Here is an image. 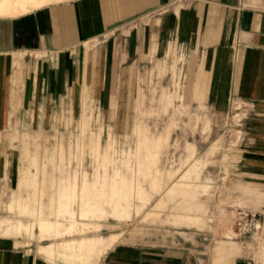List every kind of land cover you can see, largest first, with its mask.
<instances>
[{
  "label": "crops",
  "instance_id": "0c3cea01",
  "mask_svg": "<svg viewBox=\"0 0 264 264\" xmlns=\"http://www.w3.org/2000/svg\"><path fill=\"white\" fill-rule=\"evenodd\" d=\"M169 54L179 56L181 91L168 93L167 101L178 98L186 114L207 118L206 132L210 125L217 139L198 158L188 144L186 160H193L166 194L198 197L188 185L205 183L214 197V183L231 181L232 168L244 176L264 160V0H0V199L9 192L6 183L20 178L33 186L34 158L48 159L61 137L80 122L84 129L82 118L107 134L125 135L136 116L144 69L166 63ZM237 105L242 118L234 123ZM233 129L241 134L234 145ZM132 134L137 163L143 151L148 161L137 172L150 174L159 192L160 180L178 171L156 166L171 129L152 137L137 123ZM99 144L91 133L83 145L108 163ZM217 157L214 173L210 164ZM105 164L93 181L76 172L61 177L58 198L46 206L29 210L38 203L34 194L12 195L9 211L17 207L18 217H0V264H244L217 240L218 211L171 216L182 223L150 222L129 235L102 234L108 224L91 219L119 222L151 199L139 182L118 170L109 175ZM199 168L196 177L181 180ZM24 213L32 219L23 222ZM89 231L99 234L64 238ZM47 239L53 241L44 244Z\"/></svg>",
  "mask_w": 264,
  "mask_h": 264
},
{
  "label": "rangeland",
  "instance_id": "374dc122",
  "mask_svg": "<svg viewBox=\"0 0 264 264\" xmlns=\"http://www.w3.org/2000/svg\"><path fill=\"white\" fill-rule=\"evenodd\" d=\"M178 58L177 54H169L166 63H152L144 69L140 80V96L136 107V116L132 119L133 123H131L125 135L118 137L115 134H107L98 123L90 122L89 124L86 118H82L86 123L84 129H81L80 122L72 133L59 139L58 146L48 152L50 154L48 159L46 156L42 160L34 158V165L30 166L32 172L36 175L33 186L24 184L20 181V178L17 182L6 183L9 186V192L5 198L0 199V217H18L17 207L15 211H9L12 195L21 194L27 197L34 194L38 203H31L28 207L29 210L40 204L46 206L50 199L58 198L60 194L58 183L61 177L73 176L76 172L79 176L84 174L88 181H93L96 176L102 174V165L105 162L109 175H112L114 170H118L125 174L127 178L135 180L136 183L139 182L146 194L151 196V199L138 213L131 210L129 218L125 220L118 222L111 217L100 220L91 219L90 222L104 221L108 224L106 226L107 230L102 231V234L124 231L129 235L134 228L145 227L150 222L159 223L160 225L164 223L168 225L171 221L182 223L179 220H170L171 216L196 213L197 210L200 213L210 211L214 214L218 211L219 229L216 232L217 240L220 242L226 241L225 245H228L230 255H240L241 259L244 260V264H264V160L261 166L253 167L254 169L244 176L235 175L236 172L232 168L231 181L224 184L214 183L215 186H218L214 187V197L210 196V188L206 187L205 183L204 187H194L193 183L188 182L187 190L189 192L194 190L195 195H200L198 197L190 198L183 191L172 195L166 194L167 190L176 182L175 179L178 174L184 169L187 170L193 158L200 157L203 150L213 140L217 139L215 135L210 134V125L206 132V127L209 124L207 118L186 114L178 98H174L172 103L166 99L168 93L177 95L181 91ZM175 63L176 65H174ZM236 113L238 115L234 116L232 121L239 123L242 118L241 110L236 111ZM137 123L146 127L152 137L168 128L171 129L169 141L160 150L156 166L162 170L178 171L172 178L164 179V182H162V179L160 180L163 187L159 192H155V189L151 187L150 174L137 172L138 169L144 170L148 166V161L144 159L145 151L142 152L143 154L140 157V161H142L140 165L137 163V158L134 157L135 139L132 130ZM224 129H227V126ZM91 133L100 139L99 146L102 147V151L108 153V163L103 160L101 155L94 156L83 145L89 139ZM238 135L241 134L236 129L232 131L229 139L230 144L234 145ZM224 139H226V136ZM188 144L195 146V154L193 158L187 161ZM207 152L211 153L209 150ZM230 153L232 155L230 154L231 159L229 161L231 164H235L237 158L234 152ZM27 159L28 161L31 160L28 156ZM216 159L217 161H212V164H210L214 173L219 171L218 157ZM185 160L186 162H184ZM154 167L151 165V170ZM202 168L190 174L189 178H182L181 180L186 182V179L196 177L192 175L202 172ZM177 187L183 189L181 185ZM221 188L225 190L223 193H220ZM14 189L16 190L10 192ZM159 200L162 201V204L155 206ZM134 203L138 204L139 201L135 199ZM152 211H156V214H149V212L153 213ZM43 212L45 215L49 213L46 209ZM53 214L54 212L50 214L51 217H54ZM20 218L23 222H27L32 219V216L29 213H24ZM63 231L67 233L68 229L66 228ZM98 234L99 232L89 231L83 234L66 235L64 238ZM51 241L53 239H47L43 243L47 244ZM67 248V245L60 247L64 251ZM80 249H82V244L75 246L76 251ZM219 251L218 249V253ZM75 264H78V262H75Z\"/></svg>",
  "mask_w": 264,
  "mask_h": 264
},
{
  "label": "bare ground",
  "instance_id": "6f19581e",
  "mask_svg": "<svg viewBox=\"0 0 264 264\" xmlns=\"http://www.w3.org/2000/svg\"><path fill=\"white\" fill-rule=\"evenodd\" d=\"M61 227H62L63 230H66V228L70 227V226L67 223H65ZM68 249L72 250L71 248H68Z\"/></svg>",
  "mask_w": 264,
  "mask_h": 264
},
{
  "label": "built area",
  "instance_id": "2783aa9c",
  "mask_svg": "<svg viewBox=\"0 0 264 264\" xmlns=\"http://www.w3.org/2000/svg\"><path fill=\"white\" fill-rule=\"evenodd\" d=\"M237 45V44H236ZM240 108H241V106H236V111H239L240 110ZM238 114L236 113V116H237ZM240 121V120H239Z\"/></svg>",
  "mask_w": 264,
  "mask_h": 264
}]
</instances>
